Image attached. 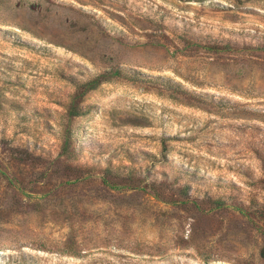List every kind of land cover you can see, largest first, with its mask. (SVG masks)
Masks as SVG:
<instances>
[{"label":"rangeland","instance_id":"obj_1","mask_svg":"<svg viewBox=\"0 0 264 264\" xmlns=\"http://www.w3.org/2000/svg\"><path fill=\"white\" fill-rule=\"evenodd\" d=\"M0 264H264V0H0Z\"/></svg>","mask_w":264,"mask_h":264},{"label":"trees","instance_id":"obj_2","mask_svg":"<svg viewBox=\"0 0 264 264\" xmlns=\"http://www.w3.org/2000/svg\"><path fill=\"white\" fill-rule=\"evenodd\" d=\"M127 75L124 73V71L121 68H115L109 72H106L98 77H95L94 79H91L87 82H84L82 84L78 85V88L80 89V92L76 94L73 98L72 105L70 108V113L74 116H82L84 115L80 108H78L76 102L80 98L84 97L87 93L97 90L98 87L104 83L110 82L116 78L120 77H126ZM132 78V77H131Z\"/></svg>","mask_w":264,"mask_h":264}]
</instances>
